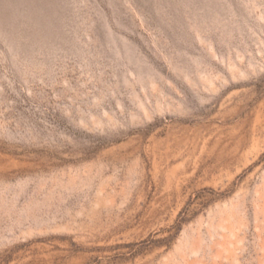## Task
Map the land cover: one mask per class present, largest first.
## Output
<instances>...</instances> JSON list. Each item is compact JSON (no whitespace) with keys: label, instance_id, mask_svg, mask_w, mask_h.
<instances>
[{"label":"rangeland","instance_id":"rangeland-1","mask_svg":"<svg viewBox=\"0 0 264 264\" xmlns=\"http://www.w3.org/2000/svg\"><path fill=\"white\" fill-rule=\"evenodd\" d=\"M0 264H264V0H0Z\"/></svg>","mask_w":264,"mask_h":264}]
</instances>
